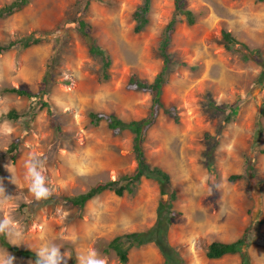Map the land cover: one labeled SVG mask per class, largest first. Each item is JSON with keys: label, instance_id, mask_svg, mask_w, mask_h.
Wrapping results in <instances>:
<instances>
[{"label": "rangeland", "instance_id": "374dc122", "mask_svg": "<svg viewBox=\"0 0 264 264\" xmlns=\"http://www.w3.org/2000/svg\"><path fill=\"white\" fill-rule=\"evenodd\" d=\"M14 1L0 0V9ZM104 1L92 0L86 8L82 0H32L21 12L0 19L3 46L35 32H50L38 45L28 49L17 45L0 54V125L8 122L14 129L11 135L0 136V186L14 197L0 211V220L10 218L22 233L16 243L11 236L6 240L35 253L45 239L54 240L70 254L67 264H77L78 255L93 249L106 264H122L113 250H106L109 243L117 236L145 233L155 225L160 201L155 181L143 179L133 195L119 197L105 191L81 212L65 201L36 202L24 173L31 156L45 160L44 175L54 197L79 196L98 183L134 174L133 135L116 134L104 121L94 123L90 114L131 121L150 113L151 94L127 85L133 75L153 82L161 73V42L176 17L168 51L174 61L186 65L166 75L162 103L166 109L176 108L180 121L161 111L144 142L149 163L167 172L177 191L173 204L179 216L168 240L187 264H241L238 255L211 260L206 249L213 242L238 240L252 221L262 222L254 230L264 235V66L244 46L236 44L229 51L220 40L226 30L264 57V0H185L186 8L196 14L193 25L175 14L174 0H153L149 24L141 33L134 32V13L143 0ZM81 20L112 60L106 82L100 76V59L90 54L78 31ZM54 58L53 81L45 98L50 109L41 110L40 97L29 100L6 93L9 88L39 93ZM206 95L224 110L235 108V118L224 125L222 113H210L202 104ZM11 111L19 115L17 120H9ZM221 125V139L212 141L215 161L209 170L204 135L215 136ZM17 140L19 156L14 161L9 152ZM248 165L257 175L260 192L249 179L230 181ZM2 237L0 253L14 257L13 264H35L5 248ZM249 253L251 264H264V245L252 244ZM164 261L151 243L131 248L126 264Z\"/></svg>", "mask_w": 264, "mask_h": 264}, {"label": "trees", "instance_id": "16d2710c", "mask_svg": "<svg viewBox=\"0 0 264 264\" xmlns=\"http://www.w3.org/2000/svg\"><path fill=\"white\" fill-rule=\"evenodd\" d=\"M32 0H16L8 6H5L0 9V19L8 18L18 12H21ZM92 0H82L86 5V8L89 7ZM152 1L153 0H143L142 4L137 8L134 13V20L136 22V27L134 28L135 33L143 32L149 24L148 15L152 9ZM263 1V0H260ZM100 3H105L104 0H98ZM175 6V14L184 16L189 25H193L196 21V14L186 8L185 0H174ZM178 24V20L174 17L166 28V36L161 42L160 52L161 58L164 62L161 73L156 77L153 82H150L146 79H141L137 75L131 76L127 88L133 91H141L145 93H149L152 96L153 105L151 107L150 113L141 120H131L124 121L118 118L115 115H109L105 113H91L90 117L94 123H100L104 121L108 124V127L114 131L116 134L124 131H129L133 135V152L137 161V168L133 175L123 176L119 180L107 183H98L93 188H91L87 193L75 196V197H50L47 201H65L71 207L78 209L79 211H83L88 202L97 198L105 191L114 192L117 196L123 197L126 193L133 195L135 194V189L138 184L141 183L143 179L155 181L160 187V201L157 210V220L155 225L145 233H131L122 236L115 237L108 245L106 250H113L117 255L120 263L126 264L129 261V251L131 248H140L142 246L148 244H155L160 250L163 258L164 264H187L185 260L181 257L179 251L170 245L168 240V232L170 227L173 224L174 219L179 216V213L174 210V201L177 199V191L172 186L170 175L165 172L159 166L152 165L149 163L144 142L145 137L149 131L157 122V119L161 113L164 111L165 113L171 115L175 122L180 121V117L176 108L172 107L170 109L164 108L162 103V94L163 87L166 82V75L171 73L172 68L185 66V63H179L173 60L172 54H170L169 46L171 45L172 35L175 31V27ZM78 31L82 33L84 39L87 42L89 52L93 57L99 58L101 61V71L100 76L102 81H108L110 78L109 68L111 67L112 60L108 52L100 47L97 44L95 38L89 32L90 26L83 20L77 22ZM50 32L42 31L35 32L30 36L24 37L19 41L13 42L7 46H3L0 43V54H4L9 51L11 48L16 47L17 45L23 49H28L32 46L40 44L45 37ZM221 44L229 51H234V46L239 44L244 46L249 54L254 56L256 61H258L259 65L264 66V57L262 56V52L259 50H251L247 45L240 43L231 32L226 30L222 31V37L220 40ZM244 58L248 60V55H245ZM57 60L54 58L52 60L51 69L48 71L44 78V86L39 91V93L34 94L26 89L19 88H9L6 90V93L15 94L19 97H24L29 100H34L40 97L41 100V110L48 108L50 109L49 102L45 99L49 95L48 85L53 81V65ZM260 83L263 82V77L260 78ZM206 104V109L210 113L217 115V113L223 114L222 123L226 125L230 123L233 118L237 115V111L235 108L229 107L222 109L218 106L210 95H206L203 98V103ZM263 112V111H262ZM7 117L9 120H17L19 115L15 111H11L8 113ZM257 126L260 131H262V124L257 122ZM58 130H60V126L58 125ZM224 126L218 128L215 136H212L210 133H205L204 141L206 144H209V148L204 152V157L206 159L205 165L209 170L213 169V163L215 161V147L216 144L212 142L214 139L218 142L222 137V130ZM19 144L20 141L17 140L12 144L10 149L12 160H16L19 156ZM246 178L251 182V186H256L257 191L260 192L259 182L254 169L248 165L245 168V171L242 175H235L230 177V181L234 182L238 179ZM126 181V185H122L121 183ZM250 196H252L250 194ZM260 197L262 195L260 194ZM262 222L252 221L251 225L246 229L243 236L238 240L231 243H223V242H213L206 249V256L211 260H218L225 256L229 255H238L241 259V264H251L252 258L249 253V249L252 244H261L264 245V235L259 234L254 230L260 228ZM2 245L10 250L14 255L20 256L25 259H31L35 263L36 253L31 250L19 249V247L11 245L6 237L3 236L1 238ZM126 245H129L126 247ZM75 264V263H72Z\"/></svg>", "mask_w": 264, "mask_h": 264}, {"label": "clouds", "instance_id": "9594fccd", "mask_svg": "<svg viewBox=\"0 0 264 264\" xmlns=\"http://www.w3.org/2000/svg\"><path fill=\"white\" fill-rule=\"evenodd\" d=\"M14 129L5 122L0 125V136H8ZM45 160L38 156H31L25 164L24 180L28 185V189L36 202L48 200L53 190L47 186L45 171ZM13 183L14 178H13ZM220 186L217 185V188ZM211 194V193H210ZM14 197L5 194L2 186H0V211H3ZM0 236H11L13 243L18 242L22 238V233L16 227L10 218L0 220ZM62 246L54 240L45 239L40 247L36 250L35 264H67L71 259L67 250L61 251ZM14 257L9 256L7 252L0 253V264H13ZM77 264H106V259L93 249L86 254L77 256Z\"/></svg>", "mask_w": 264, "mask_h": 264}]
</instances>
